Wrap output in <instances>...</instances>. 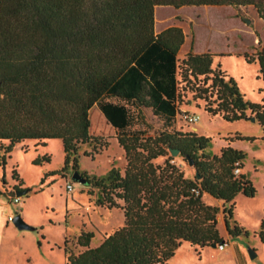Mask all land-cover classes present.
I'll return each mask as SVG.
<instances>
[{
  "label": "trees",
  "instance_id": "16d2710c",
  "mask_svg": "<svg viewBox=\"0 0 264 264\" xmlns=\"http://www.w3.org/2000/svg\"><path fill=\"white\" fill-rule=\"evenodd\" d=\"M156 7H252L264 29V0H0V166L16 145L59 140L64 166L71 162L84 185L96 189V204L123 215V224L98 243L92 244L97 233L84 229L64 239L65 264H168L183 243L198 251L225 242L220 211L229 236L252 235L264 244V215L253 232L234 219L237 196L256 193L241 172L245 156L228 146L213 154L210 137L170 130L181 117L179 79L207 102L208 115L227 122L253 117L264 130V102L245 101L213 66V54L191 51L179 60L186 36L175 26L155 33ZM245 58L258 64L264 81V47ZM95 108L101 114L93 128ZM146 111L163 129L132 130ZM103 127L114 134L125 166L88 178L78 171V152L83 145L105 149L106 139L98 137ZM172 150L185 164L192 161L191 175ZM49 161L43 156L38 164ZM18 192L0 188L11 201Z\"/></svg>",
  "mask_w": 264,
  "mask_h": 264
},
{
  "label": "rangeland",
  "instance_id": "374dc122",
  "mask_svg": "<svg viewBox=\"0 0 264 264\" xmlns=\"http://www.w3.org/2000/svg\"><path fill=\"white\" fill-rule=\"evenodd\" d=\"M171 26L181 28L186 36L179 60L193 49L195 54H213V66H219L233 80L245 101L255 104L264 102V81L259 66L256 62L248 63L245 58L252 59L256 50L264 47V29L252 7H156L155 33ZM179 82V112L181 115L195 114L199 120L196 125L176 120L170 130L205 133L201 135L211 138L210 151L213 154L228 146L245 156L243 173L252 182L256 193L252 198L237 196L234 219L239 226L250 225L253 217L264 210V130L250 117L227 122L208 115L205 112L207 102L196 99L193 92L185 89L181 79ZM214 99V96L207 99L210 105ZM129 108L135 116L134 109ZM99 114L95 108L90 115L93 128L99 125ZM132 128L145 131L148 135L163 129L161 122L149 111L135 120ZM113 135L105 127L98 132V137L107 142L106 148L99 153H95L90 146H81L78 152L79 172H85L88 178L101 177L112 168L122 173L124 153ZM43 156L49 157L50 161L38 164ZM156 162L161 163L162 159ZM175 163L188 175L192 174L182 159L176 157ZM73 173L71 162L64 166V153L59 140L41 144L26 141L14 146L5 158V165L0 166V188L4 186L9 192L17 188L30 192L20 195V204H13L6 195L0 196V206H4L3 210L0 208V264H65L61 249L64 239L72 241L79 231L91 230L97 233L96 240L92 242L95 244L101 241V235L111 233L123 224L122 212L98 206L96 189L72 181ZM69 183L73 184L71 193H67L65 188ZM13 196L18 195L14 193ZM18 215L33 230H18L12 222L6 227L7 216L14 218ZM248 242L245 238L229 240V244L243 247L250 263H258L259 259H251L248 254ZM213 249L205 247L195 251L194 247L183 243L168 264H232L234 260L229 255L230 247L224 252Z\"/></svg>",
  "mask_w": 264,
  "mask_h": 264
},
{
  "label": "crops",
  "instance_id": "0c3cea01",
  "mask_svg": "<svg viewBox=\"0 0 264 264\" xmlns=\"http://www.w3.org/2000/svg\"><path fill=\"white\" fill-rule=\"evenodd\" d=\"M192 52L195 53L194 49ZM198 134H205V133H199L198 132ZM205 136H207V135H205ZM33 142L38 143L37 141H33ZM241 172L243 173V169ZM203 199L207 204L218 206L222 210L221 202L216 201V200H214L208 196H204ZM0 208H1V210H3L4 206H0ZM263 215H264V210L253 217V221L250 223V225H242L241 227H243L244 229H246L250 232L258 230L260 227V221H261V218L263 217ZM217 221H218L217 227H218L219 235L227 243V247L221 252L226 251L227 248L230 247L229 255H231L233 260H234V261L232 260L233 261L232 264H264V250H263L264 244L260 243L259 239L257 237L252 236V235H249L248 237H242V236L234 237L237 239H244L245 238L249 241L248 244H250V247L248 246V249H253L255 251V257L254 258L259 259L258 263H252V262L250 263L248 261V258H247L248 257L247 253L245 252L243 247H238L237 244H229V240L232 237L229 236L227 231H226L225 223H224V216H223L222 211H220V213L218 214ZM6 227H8L7 222H6ZM211 249H213V247H211ZM213 250H217V249H213ZM25 259H27V258L25 257Z\"/></svg>",
  "mask_w": 264,
  "mask_h": 264
},
{
  "label": "water",
  "instance_id": "95a60500",
  "mask_svg": "<svg viewBox=\"0 0 264 264\" xmlns=\"http://www.w3.org/2000/svg\"><path fill=\"white\" fill-rule=\"evenodd\" d=\"M253 121H255L254 118H251ZM171 156L176 158L178 156V151L177 150H172L171 152ZM188 166L192 167V161L189 160L188 161ZM72 181L79 183V184H85L84 179L81 177V175L77 172L72 174ZM26 192H18L16 193V195L20 196V195H24ZM13 225L18 229V230H33V228H31L30 226H28L25 221L23 220V218H21V216H15L13 218ZM213 248H215L216 246H212ZM248 254L250 256L251 259H253L255 257V251L253 249H248Z\"/></svg>",
  "mask_w": 264,
  "mask_h": 264
},
{
  "label": "built area",
  "instance_id": "2783aa9c",
  "mask_svg": "<svg viewBox=\"0 0 264 264\" xmlns=\"http://www.w3.org/2000/svg\"><path fill=\"white\" fill-rule=\"evenodd\" d=\"M180 119L185 123V124H188V125H196L198 123V116L193 114H187V113H183L180 117ZM240 173V169L236 168L234 170V174L235 175H238ZM65 188H66V192L67 193H71L73 192V184L72 183H69V184H66L65 185ZM22 201L21 197L20 196H14V198L12 199V203L13 204H20ZM6 222L7 223H11L13 222V218H11L10 216H8L6 218ZM227 247V243L224 242L223 244L221 245H218L216 246V249L217 251H223L225 248Z\"/></svg>",
  "mask_w": 264,
  "mask_h": 264
}]
</instances>
